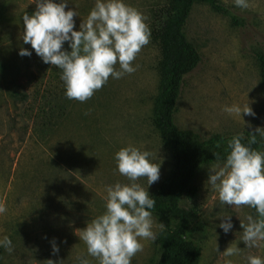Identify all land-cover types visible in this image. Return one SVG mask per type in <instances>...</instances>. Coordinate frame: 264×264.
Listing matches in <instances>:
<instances>
[{
	"label": "rangeland",
	"instance_id": "374dc122",
	"mask_svg": "<svg viewBox=\"0 0 264 264\" xmlns=\"http://www.w3.org/2000/svg\"><path fill=\"white\" fill-rule=\"evenodd\" d=\"M170 0H124L147 19L151 31L132 66L136 71L107 83L85 102L66 97L61 70L42 61L22 39L25 12L36 10L32 0H0V202L7 211L0 214V239L8 236L14 251L3 247L0 264H79L81 255L89 264H98L88 255L76 232L106 211V187L116 182L130 183L119 174L115 153L133 145L153 155L160 163V178L148 185L137 181L150 195L174 166L173 153L164 145L154 126L158 95L160 48L152 37L159 24L160 10ZM60 3L61 0H55ZM241 19L235 23L209 4L196 3L186 25L189 40L197 47L200 64L184 77L176 113L182 128L204 137L215 133L264 130V86L256 51L264 49V0H248L244 9L234 0H220ZM95 0H67L66 11L75 10L74 29L79 30L94 7ZM21 48L30 56H21ZM63 49L70 52L66 41ZM119 69V65H116ZM249 104L255 116L230 115L223 109ZM258 151L264 152V137ZM219 160L204 165L194 183L195 196L184 195L182 205L194 212L186 237L202 247L199 264H246L249 255L264 259V242L246 247L240 240L241 220L257 216L247 206L239 209L219 202L207 183L209 168L223 165ZM229 215L232 228L219 227ZM153 231L158 234L164 221L154 214ZM139 239V238H138ZM59 248L53 254L52 242ZM143 250L131 264H154L158 257L155 241L141 240ZM237 244L241 252L232 257L223 251ZM218 249V250H217Z\"/></svg>",
	"mask_w": 264,
	"mask_h": 264
},
{
	"label": "clouds",
	"instance_id": "9594fccd",
	"mask_svg": "<svg viewBox=\"0 0 264 264\" xmlns=\"http://www.w3.org/2000/svg\"><path fill=\"white\" fill-rule=\"evenodd\" d=\"M226 2V0H225ZM36 10L22 16L23 42L30 44L42 61L61 70L66 97L79 102L90 99L110 77L120 79L136 71L132 62L141 49L149 44L151 31L146 17L124 0H95L94 7L79 30L74 29L75 10H65L67 0H32ZM236 6L248 8V0H234ZM68 42L71 51L63 49ZM21 56H30L28 49L21 48ZM119 65V69L116 65ZM223 111L230 115L255 116L249 104L226 106ZM247 145L242 143L243 133L234 135L227 142V157L223 165L209 168L207 183L217 193L219 202L237 209L247 206L256 210L257 216L248 215L247 222L241 220L243 229L240 240L246 247H259L264 242V152L251 147L257 142V134L264 137V130L250 132ZM230 149V151H228ZM152 153L128 145L120 148L114 156L119 174L130 183L116 182L106 187V211L79 229L76 235L86 245L88 255L98 264H131L132 258L143 250L141 240L155 241L151 209L155 200L138 180L145 178L147 186L160 178V163L150 159ZM219 160L220 154L215 153ZM7 211L0 202V214ZM219 227L225 233L232 228L229 215L222 216ZM165 225L159 224L163 230ZM139 238V239H138ZM0 247L9 254L14 249L8 236L0 239ZM218 250V249H217ZM52 252H59L55 241ZM241 252L237 244H230L223 256L232 257ZM79 264H89L81 255ZM48 264H55L51 259ZM225 264H232L226 260ZM246 264H264L258 255H249Z\"/></svg>",
	"mask_w": 264,
	"mask_h": 264
},
{
	"label": "trees",
	"instance_id": "16d2710c",
	"mask_svg": "<svg viewBox=\"0 0 264 264\" xmlns=\"http://www.w3.org/2000/svg\"><path fill=\"white\" fill-rule=\"evenodd\" d=\"M196 3L209 4L214 10L229 15L235 23H242L220 0H170L159 11L160 22L152 31L161 53L157 66L160 82L153 123L164 145L173 153L175 163L167 178L150 195L156 202L150 211L165 223L164 229L157 234L158 257L154 264H199L202 247L186 237L195 214L185 208L181 201L184 195H196L194 180L201 167L219 160L226 161L227 142L239 134L215 133L204 137L193 129L180 127L176 122L184 77L202 59L186 33V25ZM256 57L264 86V49H258ZM250 132H243L245 138L242 143L247 145ZM251 147L258 149V136ZM215 153L220 154L219 160ZM2 255L0 247V261Z\"/></svg>",
	"mask_w": 264,
	"mask_h": 264
}]
</instances>
